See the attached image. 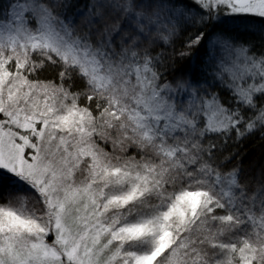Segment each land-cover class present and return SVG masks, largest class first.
Segmentation results:
<instances>
[{
  "label": "snow or ice",
  "instance_id": "obj_1",
  "mask_svg": "<svg viewBox=\"0 0 264 264\" xmlns=\"http://www.w3.org/2000/svg\"><path fill=\"white\" fill-rule=\"evenodd\" d=\"M0 264H264V0H0Z\"/></svg>",
  "mask_w": 264,
  "mask_h": 264
},
{
  "label": "trees",
  "instance_id": "obj_2",
  "mask_svg": "<svg viewBox=\"0 0 264 264\" xmlns=\"http://www.w3.org/2000/svg\"><path fill=\"white\" fill-rule=\"evenodd\" d=\"M254 145H247L244 147L243 151L248 154L247 159L245 160V163H249L254 157L258 156L259 150L257 149L256 152H252V148Z\"/></svg>",
  "mask_w": 264,
  "mask_h": 264
}]
</instances>
